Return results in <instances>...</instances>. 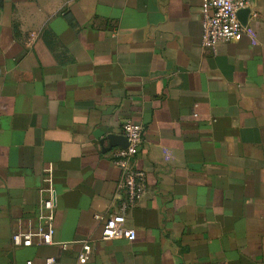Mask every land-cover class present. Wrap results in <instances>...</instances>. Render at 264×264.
I'll return each mask as SVG.
<instances>
[{"label": "crops", "instance_id": "obj_1", "mask_svg": "<svg viewBox=\"0 0 264 264\" xmlns=\"http://www.w3.org/2000/svg\"><path fill=\"white\" fill-rule=\"evenodd\" d=\"M239 41L202 44L203 0H0V264H264V0ZM143 125L134 241L119 203L123 123ZM116 135L115 139L109 136ZM54 244L36 224L45 170Z\"/></svg>", "mask_w": 264, "mask_h": 264}, {"label": "built area", "instance_id": "obj_2", "mask_svg": "<svg viewBox=\"0 0 264 264\" xmlns=\"http://www.w3.org/2000/svg\"><path fill=\"white\" fill-rule=\"evenodd\" d=\"M248 6V0H203L201 7L203 46L214 49L215 45L221 41H239L246 33V26L241 23L237 13ZM122 133L128 145L116 148L111 155V161L122 173L118 184L119 203L116 211L104 224L101 238L105 241L136 239V229L127 226L128 215L148 192L146 173L136 166V157L143 141V125L134 120H127L123 123ZM44 182L45 187L41 189L40 210L36 224L29 221L26 230L18 229L13 233L12 243L15 246L28 247L34 243L45 245L55 243L54 219L58 198L52 166L45 170ZM89 258L90 246L87 244L78 256V263H86ZM26 264H33V261L28 260ZM44 264L71 263L47 257Z\"/></svg>", "mask_w": 264, "mask_h": 264}, {"label": "water", "instance_id": "obj_3", "mask_svg": "<svg viewBox=\"0 0 264 264\" xmlns=\"http://www.w3.org/2000/svg\"><path fill=\"white\" fill-rule=\"evenodd\" d=\"M251 13V10L249 8H245V9H241L240 11H238V18L239 20L241 21V23L243 25H246L247 24V21H248V17ZM117 136L116 135H111L109 136V139H115ZM120 140V145L122 147H126L128 145V142H127V139L126 138H123V139H119Z\"/></svg>", "mask_w": 264, "mask_h": 264}]
</instances>
